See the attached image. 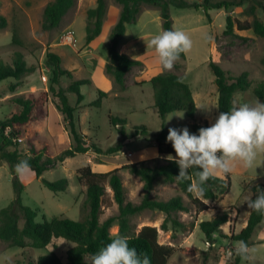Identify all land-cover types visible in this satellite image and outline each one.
I'll return each instance as SVG.
<instances>
[{"label":"rangeland","instance_id":"rangeland-1","mask_svg":"<svg viewBox=\"0 0 264 264\" xmlns=\"http://www.w3.org/2000/svg\"><path fill=\"white\" fill-rule=\"evenodd\" d=\"M48 1L50 0H0V15L6 19V25L0 27V62L11 64L18 51L28 64L34 66L32 71L19 79L5 78L0 81V121L16 109L10 101L12 96L26 95L39 90L48 91L46 116L33 118L21 126L22 135L18 140V147L23 153L33 147L37 151H42L44 157H55L71 145L72 138L68 126L64 115L56 107L57 97L50 90V86L53 85L55 90L59 86L65 88L72 79L89 80V83L80 86L84 98L74 113V119L78 130L103 150L115 144L120 137L117 128L109 122V114L125 117L128 132L134 125L143 124L151 135L160 130L156 129L161 128L163 122L168 129L187 126L190 132L193 122L206 121L209 125L213 123L218 116V110L217 90L210 61L230 75H238L243 71L248 73L250 86L244 91H237L233 95L235 101L255 103L258 99L253 88L259 82H264V37L254 34L251 30H239L236 24L233 26L232 34H227L224 30L227 15L237 20L251 21L254 17L263 20L264 0H245L240 5L228 8H212L208 10V14L202 8L196 10L192 6H170L173 29L185 31L192 40V47L185 51L184 58H179L171 69H164L159 64L154 49L148 42L144 43L136 49L140 52L143 50L137 59L141 63L128 71L123 87H120L105 70L108 37L118 19L120 5L115 0H105L106 12L102 31L93 41L86 43L88 23L86 11L95 6L96 0H75L58 27L42 30L43 8ZM186 1L191 4L202 2ZM161 31L163 28L159 10L142 4L137 20L126 25L118 49L124 52L126 47L122 45L123 42L130 40L140 42L141 39L147 36L150 38ZM14 34L19 40L18 43L12 42ZM68 34L71 35V39L65 38ZM145 47L146 50L143 49ZM47 51H53L60 56L61 65L71 71V78L62 76L57 84L51 82L52 72L45 57ZM163 71L180 75L189 85L196 105L194 118H189L182 110L170 112L164 121L159 117L153 104L154 90L149 80L153 75ZM98 90L106 92V96L102 98L100 106H94L91 103L97 98ZM68 99L70 104H75L74 93L69 92ZM181 113L182 118L176 116ZM170 116L171 119H168ZM151 140L152 137L144 139L136 136L125 141L124 148L116 153L106 154L89 150L67 157L43 171L39 178L31 167L23 171H18L16 167L12 172L8 163L1 161L0 209L15 199L14 179L17 178L21 186V201L36 210V222L50 220L55 216L82 219L87 212L84 204L85 186L76 179L77 169L89 164L92 170L104 172L127 162L157 157L159 156L157 147ZM162 156L166 158L169 155ZM119 174L126 201L139 202L144 194L140 178L129 173L127 169H120ZM229 175L230 190L221 199L204 200L208 201L207 207L197 213L190 199L175 182L156 183L151 191V197L168 199L181 195L189 205L188 211L172 214V217L182 220L186 225L184 228H172L169 222V228L163 230L160 224L166 214L146 208L129 216L134 230L137 231L143 225L157 227L159 243L173 247L166 264H228L227 261L233 258L232 252L238 245V242L231 239V234L238 232L245 225L244 221L249 213L247 202L242 201L245 196L251 195L250 187L253 184L258 182L264 184V152L258 153L252 167L246 168L237 163ZM218 176L224 177V174ZM41 178L49 181L66 178L67 189L51 191L42 184ZM193 194L197 195L194 190ZM101 210L100 221L118 213L113 192L107 184ZM223 210H231L229 220L221 225L219 233H215V242L209 243L198 222L208 220ZM263 228L264 218L254 229L248 257H242L240 264H264ZM109 231L111 235H117L116 222L111 225ZM71 245L72 242L63 238L53 239L44 248L9 246L7 241L0 240V264H35L40 256L51 251L66 261L65 252Z\"/></svg>","mask_w":264,"mask_h":264},{"label":"trees","instance_id":"trees-1","mask_svg":"<svg viewBox=\"0 0 264 264\" xmlns=\"http://www.w3.org/2000/svg\"><path fill=\"white\" fill-rule=\"evenodd\" d=\"M75 0H50L48 1L42 13L41 29L52 30L60 24L64 15L73 6ZM120 5V11L116 23L109 33V47L106 72L112 76L114 81L120 86H124L125 77L128 71L141 63L140 60L130 57L118 49L119 43L126 31V25L137 20L142 4L157 8L160 13L163 30L173 29L172 19L170 17L169 7H188L194 9L202 8L208 14L212 8H228L230 6L240 5L245 0H202L199 3H188L186 0H115ZM264 12V5H262ZM106 12V1L96 0L94 7L86 11V43L93 41L102 31L103 18ZM224 32L233 33V26L236 24L239 30H251L254 34L264 37V19L254 17L251 21L237 20L231 15H227ZM6 25V19L0 15V27ZM12 42L18 43L16 35L12 37ZM185 52L180 54L184 58ZM46 63L51 68V82L57 84L62 76L72 77L70 70L61 65L60 56L47 51L45 54ZM210 67L214 74V82L217 90V110H230L233 106V95L237 91H244L250 86V80L246 71L238 75H230L219 65L210 61ZM34 66L28 64L23 58L21 52H16L11 64L0 62V81L5 78L19 79L24 74L32 71ZM150 83L154 90V106L157 109L159 117L164 121L167 114L175 110H182L189 118H194L196 105L193 99L192 91L189 85L183 81L182 77L171 71H163L153 75ZM89 83L87 79H72L67 87L59 86L56 90L53 85L50 86L57 97L56 107L64 115L68 126L69 134L72 138L71 145L62 150L55 157H44L42 151H37L33 147L30 151L23 153L19 147V138L22 135L21 126L28 123L33 118L46 116V104L48 102V91L39 90L29 92L26 95L17 94L12 96L11 102L16 109L7 117L0 121V165L1 161L7 162L11 171L21 160H28V164L34 170L36 177H40L43 171L53 167L57 161H63L67 157L75 156L79 153H85L93 150L97 153L112 154L124 148V143L128 139L140 136L144 139L152 137V142L156 145L159 156L131 161L115 167L111 170L98 172L91 169L89 164L77 169L76 179L78 183L85 186L84 204L87 212L82 219L73 220L67 217H52L50 220L36 222V210L25 205L21 201V186L14 179L16 197L9 205L0 209V240L7 241L9 246H18L31 248H44L48 246L53 239L63 238L72 242V245L65 252L63 261L59 255L51 251L47 255L40 256L35 264H86L91 254L98 251L114 237L110 234L109 228L116 222L118 225L117 234L128 237L129 246L135 247L138 253L147 254L150 257L151 264H166L168 258L173 252L170 245L161 244L158 241V229L154 225H143L137 231L129 219V216L143 209H156L166 214L160 224V228L167 230L170 222L172 228H184L185 223L182 220L172 217L173 213L178 211H188L189 205L186 204L181 195H175L168 199H157L151 197V191L158 182H175L179 189L186 194L194 205L196 213L207 207L204 200H215L222 198L230 190V175L224 174V177L215 176L210 178L205 185V193L202 196L194 195L190 190L191 184L196 179V169L189 170V178L177 183L176 175L179 167L175 160L162 155H174L175 151L171 142L166 140L168 128L164 122L160 130L151 135L148 128L141 125H134L128 132L125 127L127 119L125 117L109 114V122L114 125L119 134V140L102 149L95 142L86 138V135L78 130L74 119L75 111L80 107L84 96L80 86ZM75 94V104L72 105L68 99V93ZM253 92L256 97L264 101V82H259ZM97 98L91 103L94 106H100L101 100L106 96V92L98 90ZM210 126L206 121L204 123L193 122L191 124L192 133L198 134L200 127ZM151 135V136H150ZM149 137V138H148ZM120 169H127L129 173L134 174L142 181L144 194L137 203L126 201L125 191L119 174ZM42 184L51 191H65L68 181L66 178H59L49 181L41 178ZM107 184L113 192V199L117 203L118 213L100 221L102 197ZM253 198L260 191H264V184L258 182L250 187ZM231 210H223L216 213L208 220L198 222L199 228L209 243L215 242V233H219L221 225L229 220ZM264 214L249 209L246 224L236 233L231 234V239L239 242L245 241L250 246L252 234L256 226L262 221ZM22 221V224H20ZM232 257L227 261L228 264H240L242 256L235 250ZM256 264V263H250Z\"/></svg>","mask_w":264,"mask_h":264},{"label":"clouds","instance_id":"clouds-1","mask_svg":"<svg viewBox=\"0 0 264 264\" xmlns=\"http://www.w3.org/2000/svg\"><path fill=\"white\" fill-rule=\"evenodd\" d=\"M148 44L154 49L161 67L171 69L180 54L192 47V40L178 28L154 34ZM176 116L182 118L183 113ZM166 140L171 142L176 154L168 156L179 167L176 182L188 179L189 170L196 169V179L190 190L202 196L210 178L230 173L237 163L246 168L252 167L258 153L264 152V101L257 99L255 103H249L234 100L230 110L221 111L210 126L200 127L198 134L190 132L187 126L169 127ZM29 167L27 159L17 165L18 171ZM245 201L249 209L264 214V191L258 192L255 198L252 194L245 196L242 202ZM235 252L247 258L250 249L241 240ZM86 264H151V260L147 254H140L135 247L129 246L127 236L117 234L91 254Z\"/></svg>","mask_w":264,"mask_h":264},{"label":"crops","instance_id":"crops-1","mask_svg":"<svg viewBox=\"0 0 264 264\" xmlns=\"http://www.w3.org/2000/svg\"><path fill=\"white\" fill-rule=\"evenodd\" d=\"M151 38V37H150ZM149 36L141 39L140 42H134L133 40H130L128 42H123L122 45H125L124 47H126V51H124L125 53H127L130 57L134 58V59H138V55L143 52V50H136L137 48L139 49L141 45H143L144 43H147L149 41ZM122 43V40L120 42V44ZM126 43V44H125ZM119 44V45H120ZM146 46V45H145ZM147 47V46H146ZM143 48L144 50H146L147 48ZM247 222V218L244 221V224H246ZM264 231V228H263Z\"/></svg>","mask_w":264,"mask_h":264},{"label":"built area","instance_id":"built-area-1","mask_svg":"<svg viewBox=\"0 0 264 264\" xmlns=\"http://www.w3.org/2000/svg\"><path fill=\"white\" fill-rule=\"evenodd\" d=\"M65 38L71 39V35L68 34Z\"/></svg>","mask_w":264,"mask_h":264}]
</instances>
